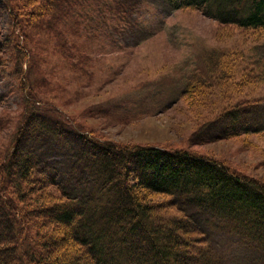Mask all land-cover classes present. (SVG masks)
<instances>
[{"label":"trees","instance_id":"16d2710c","mask_svg":"<svg viewBox=\"0 0 264 264\" xmlns=\"http://www.w3.org/2000/svg\"><path fill=\"white\" fill-rule=\"evenodd\" d=\"M115 1L126 16L143 0ZM148 1L165 15L191 9L225 26L264 31V0ZM31 3L34 20L52 33L81 6V0ZM0 4L17 17L11 24L25 56L19 77L26 120L0 163V264H264L263 182L186 149L118 145L61 106L45 107L34 92L32 50L13 0ZM139 25L127 28L133 32L129 46L152 35ZM136 32L140 38L132 35ZM3 46L0 41V80ZM260 50L264 57V47ZM256 64L264 80V61ZM254 76L253 69L247 77ZM4 99L0 89V108ZM38 106L56 116L39 119ZM262 133L264 101H247L205 124L194 142ZM156 194L169 196L181 215H157L158 206L149 200ZM31 200L38 206L29 208L25 202Z\"/></svg>","mask_w":264,"mask_h":264},{"label":"rangeland","instance_id":"374dc122","mask_svg":"<svg viewBox=\"0 0 264 264\" xmlns=\"http://www.w3.org/2000/svg\"><path fill=\"white\" fill-rule=\"evenodd\" d=\"M116 3L81 0L79 14L64 19L52 33L34 20L31 0H13L20 30L32 50L34 92L44 106H61L83 127L118 145L186 149L264 183L263 133L194 142L205 124L235 104L264 101V80L258 79L255 67L259 58L264 61L259 55L264 31L225 26L191 9L165 15L147 0L123 16ZM16 18L0 4V41L7 46L1 52L5 71L0 89L5 99L0 108V163L26 121L19 77L25 56L17 48L18 32L11 24ZM131 22L140 24L138 29L149 28L151 37L129 46ZM142 33L132 35L140 38ZM253 69L255 76L249 79ZM38 108L39 119L56 116L48 108ZM49 192L61 197L55 189ZM170 199L149 197L159 208L157 215L180 216ZM32 202L25 203L38 206ZM32 232L37 234L35 228Z\"/></svg>","mask_w":264,"mask_h":264}]
</instances>
